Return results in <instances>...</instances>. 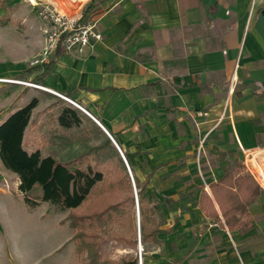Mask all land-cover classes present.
<instances>
[{
    "label": "crops",
    "instance_id": "0c3cea01",
    "mask_svg": "<svg viewBox=\"0 0 264 264\" xmlns=\"http://www.w3.org/2000/svg\"><path fill=\"white\" fill-rule=\"evenodd\" d=\"M262 11L264 0H119L99 13L101 38L84 52L22 71L0 62V78L18 80L0 93L6 116L27 92L38 99L23 143L42 109L35 90L17 84L32 81L74 100L111 135L128 156L137 202L134 178L147 203H161L158 244L141 264H264V188L252 169L264 155ZM36 123L25 149L42 154L45 119ZM45 140L42 155L56 158L77 144ZM227 171L250 173L261 187L241 216L244 231L225 224L212 191Z\"/></svg>",
    "mask_w": 264,
    "mask_h": 264
},
{
    "label": "trees",
    "instance_id": "16d2710c",
    "mask_svg": "<svg viewBox=\"0 0 264 264\" xmlns=\"http://www.w3.org/2000/svg\"><path fill=\"white\" fill-rule=\"evenodd\" d=\"M4 0H0V9ZM264 12V11H262ZM62 33L52 51V58L64 52ZM44 61L49 67L53 59ZM38 99L31 98L25 105L10 112L0 122V162L5 169L13 172L19 180L18 191L29 208H34L39 201H46L67 210L61 220L67 222L73 230L72 240L77 253H86L90 264H138L135 257L119 262L103 258V249L112 239L135 244L137 232L133 226V208L135 194L126 166L105 136V142L93 146L75 157L63 161L49 154L43 156L40 149L27 151L23 137L29 123L32 110ZM55 126L47 138L59 144H72L83 140L81 129L82 117L72 106H63L53 117ZM110 147L113 165L106 161L107 155L102 149ZM128 160V156L124 153ZM242 167L243 165H238ZM138 196L140 214V241L142 244L156 240L160 231L159 218L161 203L149 204L143 199V186L134 178ZM40 193L33 194L35 186ZM218 201L225 224L244 231L248 222L241 220L246 214V206L259 195L260 184L252 174L235 175L227 173L212 187ZM207 195H203L201 207L215 217Z\"/></svg>",
    "mask_w": 264,
    "mask_h": 264
},
{
    "label": "rangeland",
    "instance_id": "374dc122",
    "mask_svg": "<svg viewBox=\"0 0 264 264\" xmlns=\"http://www.w3.org/2000/svg\"><path fill=\"white\" fill-rule=\"evenodd\" d=\"M77 1L4 0L3 8L0 9V62L6 66L8 72L22 71L30 67L34 59L43 56L46 58L45 61L50 60L57 37L64 32L68 33L79 24L92 25L96 30L99 13L119 0H79L80 4L73 3ZM62 7L65 8V13L58 11ZM19 76L20 74L13 77ZM2 79L0 93L13 88L15 84L11 80H17ZM17 85L23 86V90L27 87L34 89V93L41 100L39 107L42 110L34 116L31 129L25 135L23 143L25 148L31 147L37 118L42 116L45 119V128L39 134L37 142L42 154L50 152L51 148L46 145L45 139L51 135L49 131L55 126L52 119L63 106L67 105L76 108L82 117L83 140L66 152L57 153L58 159L69 158L105 142V136L100 132L101 128L87 114L63 97L46 91L40 83L24 81L23 84ZM27 95L28 92L20 98L15 105L16 108L28 102ZM7 102L4 97L0 98V121L9 111L5 108ZM102 153L107 155L105 160L113 165L110 156L114 153L111 148H103ZM255 163L259 169L264 170V155L258 153L255 156ZM258 179L264 188V179L261 176H258ZM18 183V177L5 169L0 162V264H90L85 252L77 253L74 250L73 230L68 227L67 222L61 221L67 210L46 201H39L34 208H29L18 191ZM32 193H40L38 185L33 188ZM133 226L137 232L135 244L112 239L104 246L103 258L119 262L135 257L139 264L141 255V260L144 261L149 255L148 251H151L158 242L141 243V247L138 245L136 204L133 208Z\"/></svg>",
    "mask_w": 264,
    "mask_h": 264
},
{
    "label": "built area",
    "instance_id": "2783aa9c",
    "mask_svg": "<svg viewBox=\"0 0 264 264\" xmlns=\"http://www.w3.org/2000/svg\"><path fill=\"white\" fill-rule=\"evenodd\" d=\"M59 37H57L58 39ZM101 38L100 33L94 29V26L88 25V24H79L77 26H74L73 29H71L66 35L64 36L62 40V45L64 48V51L70 52V51H78V52H84L87 47L92 46L91 40H99ZM56 39V41H57ZM56 44V42H55ZM55 46V45H54ZM54 48V47H53ZM46 60V58L43 56L39 59H34L31 64L36 65L43 63ZM0 80H3L0 78ZM11 81H17V80H11ZM44 89H47L43 87ZM54 92V91H52ZM55 94L63 97L65 100L73 104L74 106L82 109L74 100L71 98L64 96L60 93L54 92ZM83 110V109H82ZM84 111V110H83ZM94 120V118L92 117ZM136 195V192H135ZM139 264H141V255Z\"/></svg>",
    "mask_w": 264,
    "mask_h": 264
},
{
    "label": "water",
    "instance_id": "95a60500",
    "mask_svg": "<svg viewBox=\"0 0 264 264\" xmlns=\"http://www.w3.org/2000/svg\"><path fill=\"white\" fill-rule=\"evenodd\" d=\"M98 126H100V128L103 129V127H101V125L98 124ZM104 130V129H103ZM106 132V131H104ZM108 138L110 139L111 143L113 144V146L116 148V150L118 151V153L120 154L125 166H126V169L128 171V174L131 178V181H132V184H133V179H132V176H131V173H130V169H129V166L127 164V160L125 158V156L123 155V153L121 152L119 146L116 144L115 140L111 137V135H109L108 133H106ZM134 192H135V188H134ZM135 204L137 206V228H138V238H139V235H140V223H139V208H138V202H137V198L135 197ZM138 245L140 246V241L138 242Z\"/></svg>",
    "mask_w": 264,
    "mask_h": 264
},
{
    "label": "bare ground",
    "instance_id": "6f19581e",
    "mask_svg": "<svg viewBox=\"0 0 264 264\" xmlns=\"http://www.w3.org/2000/svg\"><path fill=\"white\" fill-rule=\"evenodd\" d=\"M73 3L80 4L79 0H78L77 2H73ZM64 9H65V8L62 7V8H59L58 11H59L60 13H65V10H64ZM38 87H40V86H38ZM252 169L257 173L258 176H261L262 179H264V170L259 169V168L257 167L256 163H253V162H252Z\"/></svg>",
    "mask_w": 264,
    "mask_h": 264
}]
</instances>
